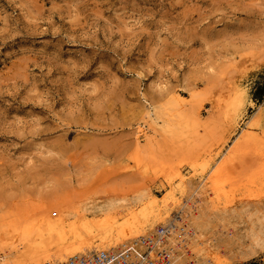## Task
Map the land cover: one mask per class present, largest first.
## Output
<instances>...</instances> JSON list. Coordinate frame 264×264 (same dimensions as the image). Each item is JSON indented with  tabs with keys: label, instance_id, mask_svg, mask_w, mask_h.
<instances>
[{
	"label": "rangeland",
	"instance_id": "obj_1",
	"mask_svg": "<svg viewBox=\"0 0 264 264\" xmlns=\"http://www.w3.org/2000/svg\"><path fill=\"white\" fill-rule=\"evenodd\" d=\"M188 178L264 195V0H0L1 227L54 241L87 196L141 217Z\"/></svg>",
	"mask_w": 264,
	"mask_h": 264
},
{
	"label": "bare ground",
	"instance_id": "obj_2",
	"mask_svg": "<svg viewBox=\"0 0 264 264\" xmlns=\"http://www.w3.org/2000/svg\"><path fill=\"white\" fill-rule=\"evenodd\" d=\"M236 88L241 89L240 84ZM173 97L178 105L183 102L184 96L178 91ZM153 115L154 123L165 120L162 111L155 110ZM253 120L252 116L250 123ZM137 132L144 134L141 128ZM248 132L242 128L239 137L249 139ZM179 189L178 196L167 198L163 210L156 209V202L151 201L141 217L130 209L144 195L87 196L79 204L82 214L69 212L64 219L47 222V233L54 230L57 234L54 241L41 237L40 223L37 231L26 227L27 223L15 224L16 219L8 223L10 227L0 226V264H66L70 257H89L98 251L116 262L124 258L128 264H231L246 261L264 249V195H225L224 201L217 195L212 200L208 189L194 178L182 179ZM97 217L100 221L93 222ZM69 218L74 220L66 229L64 223ZM160 228L165 231L163 235ZM36 234L40 241H30ZM12 252L17 255L12 257Z\"/></svg>",
	"mask_w": 264,
	"mask_h": 264
},
{
	"label": "built area",
	"instance_id": "obj_3",
	"mask_svg": "<svg viewBox=\"0 0 264 264\" xmlns=\"http://www.w3.org/2000/svg\"><path fill=\"white\" fill-rule=\"evenodd\" d=\"M164 232L165 231L160 228V234L163 235ZM66 264H128V262L124 258H121L119 261L116 262V260H113L112 257L108 256L105 252L98 251L90 254L89 257H70Z\"/></svg>",
	"mask_w": 264,
	"mask_h": 264
},
{
	"label": "trees",
	"instance_id": "obj_4",
	"mask_svg": "<svg viewBox=\"0 0 264 264\" xmlns=\"http://www.w3.org/2000/svg\"><path fill=\"white\" fill-rule=\"evenodd\" d=\"M259 93V92H258Z\"/></svg>",
	"mask_w": 264,
	"mask_h": 264
}]
</instances>
